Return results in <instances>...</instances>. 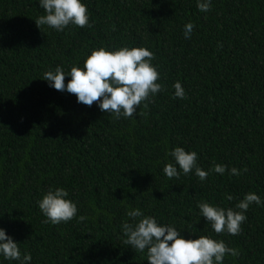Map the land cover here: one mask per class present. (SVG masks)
Masks as SVG:
<instances>
[{"label": "trees", "instance_id": "1", "mask_svg": "<svg viewBox=\"0 0 264 264\" xmlns=\"http://www.w3.org/2000/svg\"><path fill=\"white\" fill-rule=\"evenodd\" d=\"M84 2L91 26L57 32L36 25L45 14L38 0H0V227L32 264H147L146 252L123 243L129 206L188 238L211 232L199 201L235 208L248 192L264 199V0H212L207 13L196 0ZM125 45L154 53L165 87L135 119L116 120L41 79L57 65L82 66L94 48ZM176 81L187 99L173 98ZM176 146L196 151L205 170L225 164L242 174L169 180L162 168ZM50 186L66 188L89 219L44 223L37 201ZM246 215L239 235L211 232L240 251L224 264H264V207Z\"/></svg>", "mask_w": 264, "mask_h": 264}, {"label": "clouds", "instance_id": "2", "mask_svg": "<svg viewBox=\"0 0 264 264\" xmlns=\"http://www.w3.org/2000/svg\"><path fill=\"white\" fill-rule=\"evenodd\" d=\"M45 14L35 19L36 25L63 32L69 26L90 27V14L84 0H38ZM200 12L211 10L212 0H196ZM195 25L188 22L184 25L185 39H191ZM115 30V29H113ZM154 53L146 47L120 46L116 48L98 47L91 50L84 59L83 65H73L70 71L57 65L54 70L43 73L42 80L49 87L69 94H74L77 103L92 106L96 102L101 112L114 119H135L134 113L141 104L147 107L150 98L165 90L158 65L153 64ZM71 79L65 84V78ZM172 87L175 89L173 98L187 99L185 89L180 81ZM140 117L146 115L143 111ZM171 162L164 163L162 172L169 179H179L181 175L194 174L201 183L205 182L210 173L229 176H240L242 171L236 167L229 168L225 164H214L205 170L198 164V153L187 151L176 146L167 152ZM226 199H235L231 194ZM252 204L264 207V199L254 192L245 193L238 200L235 208L221 207L208 201H199V215L211 226V232L219 235L236 236L242 231L241 225L247 220V211ZM44 223L59 225L73 219L84 222L86 215H78L77 202L69 199V192L64 187L50 186L47 192L37 201ZM128 220L120 225L124 237L123 243L135 252L145 253L147 264H224L226 256L238 258V248L228 246L223 239H214L211 232L207 236H196L184 233L169 223H160L155 216L145 215L140 208L126 210ZM195 237V238H193ZM20 243L0 227V264L3 260L16 261L17 264H32L31 252H21Z\"/></svg>", "mask_w": 264, "mask_h": 264}]
</instances>
